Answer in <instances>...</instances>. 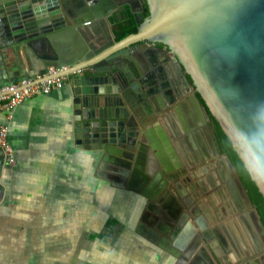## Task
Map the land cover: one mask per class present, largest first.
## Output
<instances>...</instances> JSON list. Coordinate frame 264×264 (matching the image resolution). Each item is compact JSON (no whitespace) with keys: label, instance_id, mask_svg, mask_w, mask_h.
<instances>
[{"label":"water","instance_id":"obj_1","mask_svg":"<svg viewBox=\"0 0 264 264\" xmlns=\"http://www.w3.org/2000/svg\"><path fill=\"white\" fill-rule=\"evenodd\" d=\"M63 2L0 0V85L25 80L22 72L33 63L30 51L36 47L45 50L41 65H55L61 71L56 77L72 78L75 132L83 134L89 149H96L102 136L114 143L113 138L122 135L121 128L128 127L126 117L108 121L110 116H99L101 102L114 107L116 103L112 88L117 74L112 69L117 66L110 64L133 44L147 40L166 44L193 75L205 104L240 151L264 197V0H147L150 16L140 23L137 33L120 41L115 40L112 29L111 36L106 33L117 0H71V6ZM150 146L155 149L151 140ZM222 167L219 174L226 208L241 215L243 222L239 235L230 221L235 236L231 233L228 238L241 242L240 250L247 255H240L241 260L256 254L264 261L260 216L228 157L222 160ZM218 200L221 203L219 196ZM204 225L198 223L200 233L206 229ZM220 229L210 231L209 238L215 239L210 245L217 256L219 249L224 251L222 245L230 253ZM193 234L192 229L183 232L174 246L184 257H192L191 264H200V252L187 250ZM230 260L236 262L232 255Z\"/></svg>","mask_w":264,"mask_h":264},{"label":"flooded vegetation","instance_id":"obj_2","mask_svg":"<svg viewBox=\"0 0 264 264\" xmlns=\"http://www.w3.org/2000/svg\"><path fill=\"white\" fill-rule=\"evenodd\" d=\"M63 1L71 6V0ZM117 2L119 5L114 8L117 10L112 11L114 16L121 15L120 20L125 16V7L139 26L145 20L141 16L142 0ZM107 24L114 32L113 23ZM114 35L118 41L115 32ZM117 59L110 64L117 66L112 69L117 74L112 88L115 107L101 102L99 116H110L108 121L115 120V116L126 117L128 127L121 128L122 135L113 138L114 143L102 136L96 149H89L82 142L84 147L95 151L103 185L97 192L100 207L95 210L86 207L85 224L80 227L86 232L83 236L80 230V237L95 239L100 246L92 251L98 255L104 245L114 255H123L122 264H182L188 258L174 244L183 232L192 229L195 234L187 250L200 252V264H228L227 261L263 264L256 254L241 260L240 255H246L240 250L241 242L238 241V246L228 238L231 233L235 236L231 224L240 235L243 222L239 219L241 215L235 216L226 208L223 179L219 174L226 156L217 146L206 109L209 106L193 75L173 50L161 42L147 40L133 44ZM150 140L155 149L150 146ZM104 158L110 161L105 162ZM230 210L237 212L234 208ZM217 213L223 216V222ZM209 219L215 223L213 227ZM198 223L201 227L205 224L204 232L200 233ZM215 228H222L230 253L223 245L224 251L219 249V256L211 249L215 239H209L210 231ZM107 237L113 241H107ZM230 255L236 259L235 263ZM186 264H191V260Z\"/></svg>","mask_w":264,"mask_h":264},{"label":"crops","instance_id":"obj_3","mask_svg":"<svg viewBox=\"0 0 264 264\" xmlns=\"http://www.w3.org/2000/svg\"><path fill=\"white\" fill-rule=\"evenodd\" d=\"M113 16H109V22H112ZM106 33L112 35L108 24ZM30 54L33 63L30 69L22 72L25 74L21 79L37 81L47 75L49 68H57L52 64L41 65L46 57L45 50L36 47ZM71 80L66 79L62 90L26 100L14 111H0V127L7 128L8 142L15 155V166L8 167L6 155L0 148V219H6V211L11 208L39 209L45 210L46 215L38 216L28 225L71 226L74 219L79 222L85 217L88 205L93 210L100 207V194L97 196V192L101 191L103 180L98 173L99 162L95 158V151L84 147L83 134L75 132V86L71 85ZM83 224L84 220L79 222V227ZM29 230L20 237L26 244L22 254L18 252L11 256L0 250V264H13L6 257L17 261L20 259L14 264H94V261L89 262V255L94 257L95 264L101 263L103 258H110L113 261L110 264H117L118 257L123 258V255H114L106 249V245L99 248V255L90 254L92 249L87 246H95L96 240L84 239L79 234L55 230L40 235L32 228ZM83 231L84 236L86 231ZM106 240L113 241L111 237ZM32 242H44L46 246L51 244L53 247L33 248L30 246ZM67 246L69 250L62 248ZM81 247L83 252L78 254L76 248ZM190 260L188 258L187 263Z\"/></svg>","mask_w":264,"mask_h":264},{"label":"rangeland","instance_id":"obj_4","mask_svg":"<svg viewBox=\"0 0 264 264\" xmlns=\"http://www.w3.org/2000/svg\"><path fill=\"white\" fill-rule=\"evenodd\" d=\"M25 209L20 210L17 208L14 209L11 208L10 211L9 210L6 211V219L4 218L0 219V250L6 251L7 255L13 256L16 255V253L19 254L18 252L22 254V250L26 244L23 241H21L22 239L20 237L21 234L24 233L26 230L30 232L29 230L30 228L35 230L36 234H40V235H46L55 230H57L59 233L64 232V233H71V235H78L80 233V230H83L82 228L79 227V222L83 221L84 218H82L79 222L78 220L74 219L73 225L71 226H60V227L58 226L49 227L42 225L30 226L28 224L31 222V220L33 219L35 220L38 216L44 217L46 215L45 214L46 212L45 210H39V209H32V210L31 209L25 210ZM81 233H84V231H82ZM38 238L41 239L40 236H38ZM50 245L51 244L46 246L44 242L30 243V246H32L33 248H41V246H46V248L49 249V247H53L52 245L51 246ZM62 248L69 250L68 246ZM87 248L94 249L95 246L90 245L87 246ZM81 249H83V247H81ZM81 249L80 248L77 249L78 254H81V252H83ZM94 252L92 251V253L90 254H93ZM88 255L89 254H87L83 259H86ZM88 259L89 262L92 261L95 262V259L92 255H89ZM6 260L12 262L13 264L15 261H17V259H13L12 257L11 258L6 257ZM113 260H115V257L113 258ZM118 261H120V263L122 264V257L119 256ZM17 262H20V259ZM110 262H111L110 258H103L102 262L99 264H110Z\"/></svg>","mask_w":264,"mask_h":264},{"label":"trees","instance_id":"obj_5","mask_svg":"<svg viewBox=\"0 0 264 264\" xmlns=\"http://www.w3.org/2000/svg\"><path fill=\"white\" fill-rule=\"evenodd\" d=\"M142 1H143V12L141 13V16H142V20H144L150 16V9L147 0H142ZM124 14L125 16L122 20H120L121 18H119V16L121 15H119L118 17L113 16L112 18V23L114 27L113 29L117 35L118 41L124 39L130 34L137 33L139 27V23L134 18V15L132 16L130 9L128 7L124 8ZM206 109L209 117L211 118V122L214 126L217 146L221 151L220 153L228 157L232 162V164L234 165V167L236 168V171L240 176V179L243 182L246 190L249 191V196L252 199L260 215L262 224L264 226V197L259 191L258 188L259 186L253 180L252 176L248 172L244 164V161L241 158L240 151L234 148L232 142L223 131L216 117L212 115L209 108L206 107Z\"/></svg>","mask_w":264,"mask_h":264},{"label":"built area","instance_id":"obj_6","mask_svg":"<svg viewBox=\"0 0 264 264\" xmlns=\"http://www.w3.org/2000/svg\"><path fill=\"white\" fill-rule=\"evenodd\" d=\"M61 71L58 68L51 67L47 75L42 80L25 79L9 85H0V111H14L26 100L38 96H48L55 90H62L67 78H58ZM0 148L6 155L8 167L15 166V155L8 142V130L6 127H0Z\"/></svg>","mask_w":264,"mask_h":264},{"label":"bare ground","instance_id":"obj_7","mask_svg":"<svg viewBox=\"0 0 264 264\" xmlns=\"http://www.w3.org/2000/svg\"><path fill=\"white\" fill-rule=\"evenodd\" d=\"M222 217H223V216H222ZM232 219H233V218H232ZM232 219H231V220H232ZM234 221H236V220H234ZM235 223H236V222H235ZM232 225H233V224H232ZM228 229H229V228H228ZM238 254H239V252H238Z\"/></svg>","mask_w":264,"mask_h":264}]
</instances>
